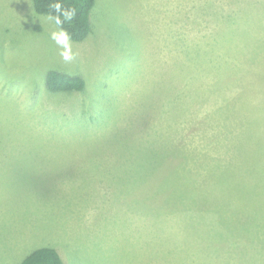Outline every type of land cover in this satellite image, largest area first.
<instances>
[{"label": "rangeland", "instance_id": "rangeland-1", "mask_svg": "<svg viewBox=\"0 0 264 264\" xmlns=\"http://www.w3.org/2000/svg\"><path fill=\"white\" fill-rule=\"evenodd\" d=\"M240 7L95 0L73 41L0 0V264L41 246L63 264H264V75L240 58L264 7ZM50 69L85 87L51 92Z\"/></svg>", "mask_w": 264, "mask_h": 264}, {"label": "trees", "instance_id": "trees-1", "mask_svg": "<svg viewBox=\"0 0 264 264\" xmlns=\"http://www.w3.org/2000/svg\"><path fill=\"white\" fill-rule=\"evenodd\" d=\"M37 13L49 15L66 36L83 41L90 32L89 14L95 0H31ZM45 83L51 92L81 91L85 80L60 70L46 72ZM246 230L253 234L252 229ZM18 264H63L58 252L51 246H41L29 252Z\"/></svg>", "mask_w": 264, "mask_h": 264}, {"label": "crops", "instance_id": "crops-1", "mask_svg": "<svg viewBox=\"0 0 264 264\" xmlns=\"http://www.w3.org/2000/svg\"><path fill=\"white\" fill-rule=\"evenodd\" d=\"M246 1L247 0H240V6H241L240 15H243L247 18H252L253 7L255 5L264 7V0H248V3L243 4V2ZM231 25L232 23H226L228 29ZM219 26L220 24L213 26L214 32H216L215 34H213V36L219 33ZM244 36H250L251 38L245 43H240V45L243 44V48H244L243 49L244 52L240 53V58L242 59V61L246 63V65L249 64L252 66L253 69L252 75H257V74L264 75V24L261 23L252 24ZM216 39L217 41L215 43L218 45L219 43L222 42L225 43L224 46H221L220 50L222 51L223 55L226 56V54L224 53H225L227 38L224 36H219ZM196 48L198 52L202 51L201 48H198L197 46L195 47V49ZM195 49L194 50L191 49V51H195ZM205 53H208V48L206 49ZM215 58L218 59V57ZM195 67H197V65H195Z\"/></svg>", "mask_w": 264, "mask_h": 264}]
</instances>
